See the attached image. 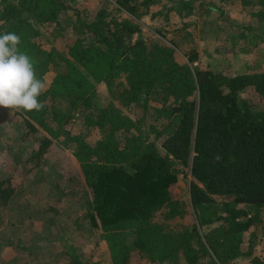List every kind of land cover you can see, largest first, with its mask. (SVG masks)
Masks as SVG:
<instances>
[{"label":"trees","instance_id":"obj_1","mask_svg":"<svg viewBox=\"0 0 264 264\" xmlns=\"http://www.w3.org/2000/svg\"><path fill=\"white\" fill-rule=\"evenodd\" d=\"M113 1L93 13L65 0H0V31L18 34L36 77L44 84L50 78L38 97L42 110L18 108L24 130L11 137L0 121L12 171L51 152L52 139L37 135V123L74 140L87 191L71 228L88 224L103 232L110 264H235L240 257L264 264L248 239L264 233V109L242 96L253 90L264 99V70L226 76L195 64L193 40L178 37L172 15L182 16L187 34L194 11L221 16L218 7L202 0ZM229 26L223 28L231 32ZM40 27H52L45 33L54 42L65 37L63 47L43 49ZM76 120L98 137L73 135ZM175 161L189 169L185 198L173 199L169 188ZM10 186L0 172L1 199L11 197ZM17 242L28 258L47 256L31 250L37 243L31 238L28 246ZM64 254L67 264H88L74 241Z\"/></svg>","mask_w":264,"mask_h":264},{"label":"rangeland","instance_id":"obj_2","mask_svg":"<svg viewBox=\"0 0 264 264\" xmlns=\"http://www.w3.org/2000/svg\"><path fill=\"white\" fill-rule=\"evenodd\" d=\"M65 1L72 5L78 3L87 5L93 13L101 6L110 8L114 5L113 0ZM202 1L206 5L218 7L223 15L220 16L216 10L210 11V16L195 15L194 11L188 17L191 26L186 28L187 34H184L182 28V16L176 13L172 15L174 20H172L174 22L172 29L176 27L180 33L178 37L184 35L185 42L193 40L189 44L193 45L192 47H195L198 52V62L195 64L198 67L211 68L214 72H220L226 76L247 71H263L264 0ZM196 3L193 4L198 8L199 5ZM146 23H151L149 18L146 19ZM228 23H232V27L229 26L231 32L223 28ZM219 26H222V30L218 29ZM40 28L45 34V37H42L43 42H40L43 49H52L56 42L58 46L63 47L62 44L66 42L65 37H59L61 40L56 38L54 42L52 40L54 37L45 33L52 27ZM217 29L220 36H217V32H213ZM145 30L147 29L141 30L142 33L144 32L143 35L147 34ZM202 30L204 34L201 33ZM172 32L175 36L176 32ZM69 44L66 43V45ZM50 77L52 78L51 75ZM49 79L47 77V80ZM98 87L103 90L102 84L99 83ZM242 96L247 98L255 108L264 109V99L257 96L253 90L244 91ZM99 102H106V100L102 101L101 98ZM62 105L63 103H58L57 106ZM0 121L11 137L20 130H24L23 119L18 108L0 106ZM35 128H37V135L52 139L51 152L45 155L46 160L42 163L37 164L32 159L28 163H21L24 164L23 168L19 166L12 171L14 161L8 159L12 155L4 151L8 144V137L4 142L0 140V172L9 177L11 186L14 187L8 200L0 198V264H18L17 261L22 260H26L25 264H40L38 262L67 264L69 255L64 254V251L70 245V241L75 242V247L88 259V264H110L108 239L104 237L103 232L92 231L88 224L83 227V230L76 227L71 228L73 221L81 217L84 212L83 195L87 191L84 190L85 177L82 168L84 161L76 154L78 149L75 148L74 140L71 138L66 140L62 136H51L46 128L37 123ZM70 132L73 135L85 136L88 142H93L99 135L96 128H87L77 120ZM29 154L26 151V155L29 156ZM17 156L18 154L13 157L14 160ZM173 168L176 172L175 182L169 187L173 199L185 198L188 193L190 176L183 172L189 169L182 167V164L176 161L173 162ZM250 232L252 229L248 231L247 236L251 234ZM250 236L251 238L248 237V239L255 242L254 255L264 256V233L257 231ZM30 238L37 242L31 250L39 247L43 249L42 253L44 252L46 257L40 255L36 260L31 255L28 258V251L18 250L15 245L17 241L19 244L22 241L21 243L28 246ZM11 241L13 247L8 243ZM248 261L249 258L240 257L235 260V264H248Z\"/></svg>","mask_w":264,"mask_h":264},{"label":"clouds","instance_id":"obj_3","mask_svg":"<svg viewBox=\"0 0 264 264\" xmlns=\"http://www.w3.org/2000/svg\"><path fill=\"white\" fill-rule=\"evenodd\" d=\"M20 41L15 32L0 31V106L39 111L44 83L36 77L31 57L20 51Z\"/></svg>","mask_w":264,"mask_h":264}]
</instances>
